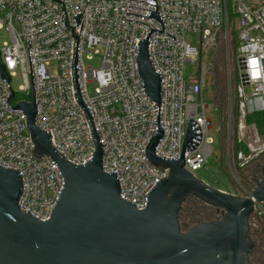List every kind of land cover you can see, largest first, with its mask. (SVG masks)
I'll use <instances>...</instances> for the list:
<instances>
[{
    "label": "built area",
    "instance_id": "1",
    "mask_svg": "<svg viewBox=\"0 0 264 264\" xmlns=\"http://www.w3.org/2000/svg\"><path fill=\"white\" fill-rule=\"evenodd\" d=\"M58 1L63 2L65 13L63 4L54 0H0V30L10 38L0 44V61L11 81L21 70L24 83L19 91L27 95L32 91V100L34 83L37 127L50 132L53 147L65 160L83 166L93 159L96 145L76 99L73 36H80V97L103 148V170L116 175L121 198L143 210L165 177L164 170L147 156L149 145L160 133L155 155L177 160L190 118L197 122L201 141L184 153L185 169L194 176L213 153L204 93L208 79L215 76L209 53L228 25L229 0ZM231 2L239 32L235 90L239 120L234 144L240 148L234 149L233 157L237 171L264 155V137L258 132L247 136V117L264 111V0ZM82 13L77 26L74 16ZM65 19L66 26L75 27L73 35ZM188 34L197 37L199 47L186 40ZM144 41L161 78L159 105L147 96L139 74L138 55ZM100 52L101 68L86 67L84 57ZM187 64L198 68L194 77L186 78ZM92 82L97 87L90 94L87 86ZM11 88L0 76V166L21 174L19 208L47 221L64 177L51 158L34 154L27 118L13 107L23 100L14 101V90L10 102Z\"/></svg>",
    "mask_w": 264,
    "mask_h": 264
},
{
    "label": "water",
    "instance_id": "2",
    "mask_svg": "<svg viewBox=\"0 0 264 264\" xmlns=\"http://www.w3.org/2000/svg\"><path fill=\"white\" fill-rule=\"evenodd\" d=\"M83 13L74 16L77 26ZM64 22L66 26V19ZM66 27L72 28L73 35L75 27ZM73 37L76 99L88 120L95 153L90 162L76 166L55 150L50 132L36 125L32 75L34 99L20 101L13 107L22 110L27 118L34 154L51 158L65 183L49 220L42 221L29 210L19 208L23 194L19 171L0 166V264H250L248 255L253 244L248 240L249 220L256 204L264 201V182L252 196L241 197L217 189L187 171L184 153L195 149L202 137L200 126L190 118L180 159L165 160L155 155L162 133L148 147L150 162L163 169L165 177L150 193L147 207L138 210L123 200L116 175L103 170V148L80 97V36ZM138 67L147 96L159 105L161 78L150 61L147 41L140 44ZM0 76L11 87V78L1 61ZM11 92L10 102L15 98L12 88ZM190 197L217 208L222 218L182 231L179 214Z\"/></svg>",
    "mask_w": 264,
    "mask_h": 264
},
{
    "label": "rangeland",
    "instance_id": "3",
    "mask_svg": "<svg viewBox=\"0 0 264 264\" xmlns=\"http://www.w3.org/2000/svg\"><path fill=\"white\" fill-rule=\"evenodd\" d=\"M231 4L232 2L229 0L228 25L221 31L216 49L209 53V57L214 60L216 70L213 79H208L207 88L204 93L205 103L208 106L206 113L211 121V128L209 129L208 135L212 141L214 150L203 168L196 172V176L198 179L224 192L233 193L234 190H237L240 192V196H243V191L239 185V175L233 160L234 149L236 148L238 150L240 148L238 145L235 147L234 144L235 138L237 137L239 120L237 115V99L235 96V90L238 85L236 57L239 46V32ZM196 38L195 35L191 34L186 36V40L189 43L199 47ZM9 41L10 38L5 30H0V44L2 45L4 42ZM102 62V52L84 57L85 66L91 67L94 70L100 69ZM197 72L198 68L196 66L186 65V78L194 77ZM23 83L22 72L21 70H17L12 79V86L16 92L15 102L19 100H32V91L28 95L20 93L19 87ZM96 87L97 84L95 82L89 83L87 86L89 93H94ZM248 127L250 128L247 134L248 137L255 132H258L264 137V133L262 134L259 131L256 124H248ZM190 205H192V202ZM214 213L210 218L217 216ZM190 227L191 225L187 226L186 229L184 228V230H188Z\"/></svg>",
    "mask_w": 264,
    "mask_h": 264
},
{
    "label": "flooded vegetation",
    "instance_id": "4",
    "mask_svg": "<svg viewBox=\"0 0 264 264\" xmlns=\"http://www.w3.org/2000/svg\"><path fill=\"white\" fill-rule=\"evenodd\" d=\"M240 188L243 196H252L254 191L264 182V155L255 159L243 169H237ZM232 194L241 195L234 190ZM215 209L216 217L214 221L222 218L221 211ZM248 240L252 242L253 247L248 255L250 264H264V201L257 203L255 211L249 220Z\"/></svg>",
    "mask_w": 264,
    "mask_h": 264
},
{
    "label": "trees",
    "instance_id": "5",
    "mask_svg": "<svg viewBox=\"0 0 264 264\" xmlns=\"http://www.w3.org/2000/svg\"><path fill=\"white\" fill-rule=\"evenodd\" d=\"M247 123L256 124L258 126L259 131L263 134L264 133V111L250 114L247 117ZM191 202H192V205H190ZM214 212H215L214 207L209 206L194 197H190L188 201H186L182 205V209L179 214V222H180L182 231H186L184 230V228L186 229L187 226H190V225L192 226V225H195L196 223L214 221V218H210L211 216H213Z\"/></svg>",
    "mask_w": 264,
    "mask_h": 264
}]
</instances>
